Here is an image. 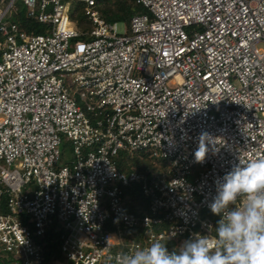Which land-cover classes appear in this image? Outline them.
Returning a JSON list of instances; mask_svg holds the SVG:
<instances>
[{
	"label": "built area",
	"instance_id": "built-area-1",
	"mask_svg": "<svg viewBox=\"0 0 264 264\" xmlns=\"http://www.w3.org/2000/svg\"><path fill=\"white\" fill-rule=\"evenodd\" d=\"M3 1L0 264H43L49 231L70 264H115L157 240L171 252L213 233L201 212L217 181L264 157V0H136L146 12L123 30L96 0H21L43 33L5 22L14 0ZM73 2L90 28L70 19ZM61 145L72 158L59 166ZM139 150L168 166L118 169L119 151ZM136 182L140 213L123 190Z\"/></svg>",
	"mask_w": 264,
	"mask_h": 264
},
{
	"label": "clouds",
	"instance_id": "clouds-1",
	"mask_svg": "<svg viewBox=\"0 0 264 264\" xmlns=\"http://www.w3.org/2000/svg\"><path fill=\"white\" fill-rule=\"evenodd\" d=\"M207 139L206 134L200 138L197 162L208 152ZM238 199L242 205L236 207ZM209 208L220 217L214 233H198L171 252L159 240L121 251L115 264H264V157L246 164L239 160L217 181Z\"/></svg>",
	"mask_w": 264,
	"mask_h": 264
},
{
	"label": "trees",
	"instance_id": "trees-1",
	"mask_svg": "<svg viewBox=\"0 0 264 264\" xmlns=\"http://www.w3.org/2000/svg\"><path fill=\"white\" fill-rule=\"evenodd\" d=\"M95 6L99 11V15L108 22L118 21L128 23L133 15L146 12L145 8L142 5L138 4L136 0H96ZM80 16L83 17L85 21L82 20ZM70 19L74 22L76 28L80 30L90 28L89 21L84 15L83 7L80 3H72V6L70 7ZM20 20L22 21L19 24V27L21 28V30L26 32L43 33L48 27V25L26 16L22 17ZM135 153H141L143 156L145 155L148 161H145L143 159L144 161L142 160V162H140L137 160L138 162H140L138 163L137 161H135L136 158L133 157L136 156ZM149 155V151L146 150H139L131 153H129L128 151H119L117 158L115 159V163L118 169L124 172L136 171L149 174L152 172V170H154L153 163L151 162V160H149ZM129 189L133 192L131 197L132 202H130L129 200L128 203L129 209L134 211L135 213H140L142 211V208H145L146 206V198L142 194V192H140L137 183L129 186ZM218 220V216H214L215 226ZM59 239V233L53 231H49L43 236V264H57L56 262L62 259L59 248Z\"/></svg>",
	"mask_w": 264,
	"mask_h": 264
},
{
	"label": "rangeland",
	"instance_id": "rangeland-1",
	"mask_svg": "<svg viewBox=\"0 0 264 264\" xmlns=\"http://www.w3.org/2000/svg\"><path fill=\"white\" fill-rule=\"evenodd\" d=\"M7 0H4L3 2L5 3ZM71 6H72V4H71ZM27 17V8H26V6L22 3V1L21 0H14V4H13V7L11 8V10L8 12V15L6 16V18L4 19V21L5 22H14V23H16V24H20L21 23V21L22 20H20L22 17ZM81 17V16H80ZM80 19V18H79ZM81 19L82 20H84L85 21V19L83 18V17H81ZM80 19V20H81ZM125 27V25H124V23H122V22H120L119 23V29L120 30H123V28ZM81 30H83V29H81ZM3 39L2 38H0V41H2ZM19 41V40H18ZM3 42V41H2ZM258 46L259 47H264V44L262 43V42H260V43H258ZM69 80V79H68ZM66 84H68L69 86H71L72 88H74V85L73 84H71V81L69 80V81H66ZM129 153H131V151H128ZM150 153V152H149ZM60 161H59V163H58V165L60 166V165H63V164H67L68 162H69V160L72 158V152H71V148L69 147V146H66V147H64V146H60ZM135 155L136 156H133V157H135L134 159H135V161H140V162H142V160L144 159L145 161H148V159L146 158V156L144 155H142L141 153H135ZM145 157V158H144ZM143 160V161H144ZM149 160H151V162L153 163V167H154V170H152V172L151 173H149V174H146V173H143V174H146V175H148V176H153L154 174H156V173H160L162 170H164L165 169V167H167L168 166V161L167 160H165V159H162V158H160V157H156V156H153L151 153H150V155H149ZM137 161V162H138ZM140 162H138V163H140ZM165 166V167H164ZM135 167V166H134ZM135 170H137V169H135ZM158 170V171H157ZM140 173H142V172H140ZM137 183V182H136ZM138 184V187H139V190H140V183H137ZM129 189V187H124L123 188V190H124V192H125V195H126V199H127V201H126V206H127V208L129 209V200H130V202H132V194H133V192H132V190H128ZM134 196V195H133ZM130 210V209H129ZM132 211V210H131ZM134 212V211H133ZM214 216H216V215H214L212 212H210V211H206V210H203L202 212H201V217L202 218H206V219H209V218H212V217H214ZM120 230H121V232H125V230H127V227L126 226H121V228H120ZM6 254H8V253H6ZM8 255H10V254H8ZM62 255V254H61ZM57 264H70V263H68L67 261H66V259H65V257L62 255V259L61 260H59L58 262H56Z\"/></svg>",
	"mask_w": 264,
	"mask_h": 264
}]
</instances>
